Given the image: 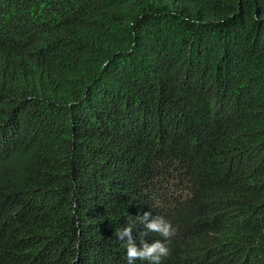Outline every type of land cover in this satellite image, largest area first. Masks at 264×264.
<instances>
[{
	"label": "trees",
	"instance_id": "16d2710c",
	"mask_svg": "<svg viewBox=\"0 0 264 264\" xmlns=\"http://www.w3.org/2000/svg\"><path fill=\"white\" fill-rule=\"evenodd\" d=\"M145 212L264 264V0H0V264H128Z\"/></svg>",
	"mask_w": 264,
	"mask_h": 264
},
{
	"label": "clouds",
	"instance_id": "9594fccd",
	"mask_svg": "<svg viewBox=\"0 0 264 264\" xmlns=\"http://www.w3.org/2000/svg\"><path fill=\"white\" fill-rule=\"evenodd\" d=\"M139 219L147 230L138 234L140 239L139 246L136 243L137 238L132 235L131 226L116 230L115 235L117 239L125 243L128 264H133L136 260H148L151 264H159L161 257L169 254L168 248L160 240L149 244L144 240V237L148 232H155L165 240H169L175 235L176 230L171 222L163 216H152L150 212L143 213L142 216H139Z\"/></svg>",
	"mask_w": 264,
	"mask_h": 264
}]
</instances>
